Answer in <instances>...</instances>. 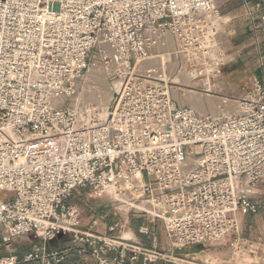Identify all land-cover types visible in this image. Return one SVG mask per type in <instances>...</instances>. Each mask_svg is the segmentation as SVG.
Returning <instances> with one entry per match:
<instances>
[{"label": "built area", "instance_id": "built-area-1", "mask_svg": "<svg viewBox=\"0 0 264 264\" xmlns=\"http://www.w3.org/2000/svg\"><path fill=\"white\" fill-rule=\"evenodd\" d=\"M240 10L264 32V0H240ZM231 22L215 0H0V194L10 196L0 199V264H63L71 254L81 264H264V223L254 240L240 222L264 213V84L253 77L227 118L180 102L189 89L209 92L204 81L230 62ZM166 36L175 73L128 72L104 123L79 127L73 109L54 103L72 95L99 45L132 68ZM185 74L187 84L174 82ZM83 189L117 212L160 207L131 216L159 220L168 250L101 235L95 220L83 227L69 202ZM68 238L78 247L50 246ZM22 240L34 244L17 259L10 250ZM208 248L228 255L199 260Z\"/></svg>", "mask_w": 264, "mask_h": 264}, {"label": "rangeland", "instance_id": "rangeland-1", "mask_svg": "<svg viewBox=\"0 0 264 264\" xmlns=\"http://www.w3.org/2000/svg\"><path fill=\"white\" fill-rule=\"evenodd\" d=\"M224 15H226V14H224ZM233 16H234L233 20L236 22V25H238L239 28H238V26H236L235 35L230 37V38H227L225 41L226 60L227 61L230 60V62L227 63L222 69H220V72L218 73V77L215 80L211 81L213 84V88L215 90L214 91L210 90L209 92H207L203 88H198L196 90L189 89V91H194V92L203 94V96H206V95L216 96V97L221 98L220 101L228 103L227 106L229 104H232V105H235L236 107H238L237 101L239 98L246 95L250 80L253 77L258 76V75H256L258 72V68H257L258 64H257V57H255V53L251 54V44H250V41L247 40V37H245L246 34L244 32L239 33V34L237 33L238 30L239 31L242 30V28H240V27H242L244 24L243 18L238 13L234 14ZM102 51H104V50H102ZM99 52H100V49H97V51H95L94 54H97V56L98 55L101 56ZM246 55H248L250 57L246 58ZM262 56H264L263 53H262ZM102 58H103V56L101 57V59ZM108 58H111V57L108 56ZM95 65H96V62L92 63V66L90 67L89 72L94 69ZM107 65L111 66L112 63L111 62L108 63L105 61L102 63L100 61L98 64V66L100 68L105 67ZM123 67H126L129 70L132 69L133 73H140V74H146V75L158 77V76H155L157 73L152 72V71H147L146 73H141L140 70H138L139 68L137 67V63L132 68H130V66H123ZM89 72L86 74V76L83 79H81L77 82V84L74 87V90L77 89V86L82 85L84 87L86 85V82H85L86 79L85 78L87 77ZM119 72L116 71L115 69L111 70V74H110L108 81H107L108 85L111 86V93H118V91L121 90V88L124 87L126 82L128 81L127 73L130 71H128L127 73L125 72V74L123 76H122V73H119ZM148 73H150V74H148ZM190 77H192V76H190ZM131 78L133 79L134 77H131ZM178 78L180 80L179 81L174 80V82L186 83V84L188 83V81L187 82L183 81V76L178 77ZM199 78L195 81V82H197V83H194L195 86L197 84H199L198 83V81L200 80ZM204 82L206 85H208L207 89H211L210 82L209 81H204ZM199 85L201 86L202 83H200ZM112 87H113V89H112ZM217 87L220 89L216 91ZM174 93H178V92H174ZM59 99H61V98H59ZM178 102H179V100H178ZM180 102L182 104H184L182 98L180 99ZM63 108L73 109L77 114V118H82L81 117L82 114H84V116H87V114L85 112H83L84 110H82V109H80L79 111H76V109H74V107H71L70 105H66ZM201 115H203V114H201ZM205 115H207V114H205ZM208 116H210V115H208ZM82 119H84V118H82ZM91 123H92V121H91ZM8 197H10L8 194H0V199H5ZM69 202L76 205L79 208L80 212H85L86 214H91L94 209H98V207H101L103 205V206H105V208L107 207L106 211L108 213H110L107 215L109 218H111L110 220H112V221L116 220V218H118L119 216L121 217V216H123V215L125 216L127 214L132 215L133 212H137L139 210H142V209H136L134 207H132V208L128 207L129 204H134L131 202V203H128V204H125V205H122L121 207H119L121 212H117L116 211L117 207H115L112 202L107 200V197H103V196L100 198L94 197V195L90 189L78 190L76 193L73 194V196L70 198ZM136 204H139V203H136ZM142 206L143 205H140V207H142ZM146 206H147V204H146ZM127 207H128V209H127ZM146 209H148V208H146ZM148 210H151V209H148ZM148 210H146V211H148ZM152 210H154V209H152ZM135 218H139V219H142L144 221L148 220L150 225H158L163 229L162 223L159 220L149 218L145 214L136 215ZM82 221H84L83 216H82ZM125 234H127V232ZM125 234H123V237H125ZM65 240L59 241V242H54V243L50 244V246L52 248H59L60 246H63L64 242L67 241V240L66 241ZM33 244H34V242H26L23 240L17 241L15 243H13V246L11 247L10 252H11V254H14V255H20L24 251L31 248ZM223 250H226V249L225 248H208L207 251L199 254L197 256V258L201 261H206V260L212 261V260L220 258V257L213 256L214 253H219V252H222Z\"/></svg>", "mask_w": 264, "mask_h": 264}, {"label": "bare ground", "instance_id": "bare-ground-1", "mask_svg": "<svg viewBox=\"0 0 264 264\" xmlns=\"http://www.w3.org/2000/svg\"><path fill=\"white\" fill-rule=\"evenodd\" d=\"M172 43L173 41L170 36H166L164 40L158 41L154 48H152L149 60L136 62L137 67L139 68L138 70H140L141 73H146L147 71L156 72L157 74L155 76L162 77L167 80L168 76L174 74L176 71V61L175 55L172 53ZM99 48L109 52L107 55L112 58V65L100 68L98 64L100 61L103 63L104 58L101 59L102 56H97L96 54L95 62L97 66L95 65L94 69L90 72L89 68L86 72V74L89 72L85 78L86 81L84 80L86 85L84 87L82 85L77 86V89H73L72 95L68 98L61 97V99L56 98L53 100L56 105H60L62 107L70 105L71 107H74L76 111H79L80 109L84 110L83 112H85L87 116L82 114L81 117L84 119L78 118L79 127L90 125L91 121L92 123H104L110 117L112 100L116 94L111 93V86H109L107 82L111 74V70L115 69L118 72L120 71L119 73H122V76L125 72H133L128 68L123 67L128 65L120 61L114 51L108 50L105 45H99ZM189 79H191L189 74H185L183 76V81L187 82ZM174 80L179 81L180 79L177 76ZM220 99L221 98L216 96H203V94L194 91H185L182 94L183 103L186 106L192 107L199 115L207 114L213 118H227L237 113L238 107L232 104L227 106L228 103L220 101ZM140 205L143 206L140 207ZM128 207H134L136 209H154L152 211L146 209L152 213L161 209L152 202H143L140 204L134 203L128 205ZM131 237L132 235L127 233L124 238L129 239ZM225 255H228L227 250H225Z\"/></svg>", "mask_w": 264, "mask_h": 264}, {"label": "crops", "instance_id": "crops-1", "mask_svg": "<svg viewBox=\"0 0 264 264\" xmlns=\"http://www.w3.org/2000/svg\"><path fill=\"white\" fill-rule=\"evenodd\" d=\"M217 7L221 10L223 14H226L229 18L232 19L231 28L236 29V22L233 20L234 14H239L243 18V26L240 27L242 30H238L237 33L244 32L246 34L247 40L250 41L251 44V54L255 53V57H257L258 64V75L256 78L264 84V56L261 57V54H264V32L257 31L255 29L256 22L251 25V22L247 20L244 16H242V12L240 10V0H215ZM258 17V14H255V18ZM254 27V28H253ZM239 28V26H238ZM236 33V30H235ZM253 44V45H252ZM254 56V55H253ZM250 57L246 55V58ZM210 82V81H209ZM211 91H214L212 82H210ZM220 88L217 87L216 91ZM212 95V94H211ZM107 208V207H106ZM105 206L98 207V209H94L91 214H86L85 212H81L83 216V220L81 222L82 226H88L92 220L96 221L95 231L101 235L107 237H123V234L126 232L129 235H132V239L135 240L136 243L141 245L146 249H156L158 251L166 252L168 250L166 236L163 229L158 225H150L149 221L142 220L139 218L132 217L131 215H123L116 218V220H110L107 214H110L106 211ZM108 210V209H107ZM240 222L245 230V236L250 239H257L261 233V227L264 223V213L263 211H259L255 215L249 216H240ZM118 224L121 228L116 229L114 232H110L109 228ZM140 227H146L149 231L148 235H142L138 233V229ZM67 240V241H66ZM63 246H60V249L63 248H71L74 249L76 246L72 239H66ZM29 250V249H28ZM24 251L20 255H15L17 259H21L24 254L28 251ZM215 257H225V250L219 253H214ZM63 264H81L76 255H69V257L64 261ZM155 264H166V263H155Z\"/></svg>", "mask_w": 264, "mask_h": 264}, {"label": "water", "instance_id": "water-1", "mask_svg": "<svg viewBox=\"0 0 264 264\" xmlns=\"http://www.w3.org/2000/svg\"><path fill=\"white\" fill-rule=\"evenodd\" d=\"M202 248H203L202 246H197V247H194V248H191V249H187V250H185V252H193V251L198 252Z\"/></svg>", "mask_w": 264, "mask_h": 264}]
</instances>
